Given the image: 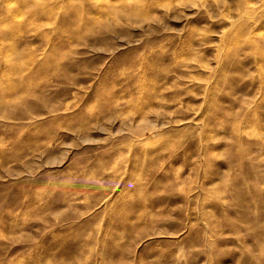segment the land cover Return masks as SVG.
Instances as JSON below:
<instances>
[{
    "label": "rangeland",
    "instance_id": "374dc122",
    "mask_svg": "<svg viewBox=\"0 0 264 264\" xmlns=\"http://www.w3.org/2000/svg\"><path fill=\"white\" fill-rule=\"evenodd\" d=\"M258 45L264 0H0V264H264Z\"/></svg>",
    "mask_w": 264,
    "mask_h": 264
},
{
    "label": "bare ground",
    "instance_id": "6f19581e",
    "mask_svg": "<svg viewBox=\"0 0 264 264\" xmlns=\"http://www.w3.org/2000/svg\"><path fill=\"white\" fill-rule=\"evenodd\" d=\"M131 4V3H128L127 6ZM106 5V9H107V13L108 14H114L116 16H120L122 15L124 18H131L132 17V13L135 12L138 8V11H141L142 13L146 10V6L144 5L143 7L142 6H136V9H129V7H118V6H112V5H109V4H105ZM125 6V5H124ZM132 7V6H131ZM37 10L39 11H43V12H47L49 14H55V9L54 8H46V7H36ZM146 19L148 20H153L154 17L152 15H149V14H146ZM92 18V17H91ZM90 18V19H91ZM86 20L83 22V29H81V31L79 33H75V35H80L82 36L84 33L86 32H90V31H93L94 28H96V26L99 24L98 22H100V20H98L97 17H94L92 18L91 20ZM73 22L75 20H72ZM105 22V21H104ZM100 25V24H99ZM104 32H108V31H111L112 30V26L110 24H108L106 22L105 26H104ZM247 43H251V40L247 39ZM253 51L256 52V54L258 55H262L264 57V45H258V46H255L253 48H251ZM58 62V61H57ZM56 61H48V60H35V63L37 64H45V65H49V64H55L57 63ZM58 64V63H57ZM77 64V62L75 63ZM182 76V75H181ZM20 87L24 86L23 84H20L19 85ZM19 86H16L14 87L15 90H16V95H20L19 91L20 90H17V88L20 89ZM31 90V89H30ZM176 93V91H175ZM154 96H158V98H161L162 95L161 93L155 95ZM146 111H142L141 113H145ZM148 112H157V108L154 107V106H151V108L148 109ZM1 114V112H0ZM184 120H186V118H184ZM161 125H165L164 122H161ZM133 164H134V168H138L142 165V163H145L146 160H145V157L143 158H138V157H135L133 159ZM142 167H144V169H147L149 171V174L147 176V178L145 179H141V178H133V177H130V175L128 176L127 178V182L126 184L124 185V189H127V190H130L131 187H134L135 188V193L129 191L128 194H126L127 196V199L128 201L126 203H124L126 206H127V210L129 212H127V217H126V221H125V227L130 230L134 229L138 224H141V223H145L147 220H153L152 216H153V213L151 214H148V215H145L143 213H141L142 210H145V209H148L147 206H144L143 205V201L148 197L149 198V195H151L152 191L158 189V188H161V186L165 185L167 182V179L165 177H156V171L152 172V169H153V166H148L146 163L142 165ZM158 170V169H157ZM134 195H137V196H141V200L135 202V203H131L129 202L130 199H132L134 197ZM136 197V196H135ZM129 204V205H128ZM131 210V211H130ZM138 214H134L139 212ZM150 217V218H149ZM115 237H119L120 234H118V232L116 233H113Z\"/></svg>",
    "mask_w": 264,
    "mask_h": 264
}]
</instances>
